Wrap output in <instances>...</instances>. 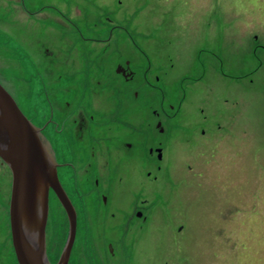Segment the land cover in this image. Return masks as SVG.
<instances>
[{
    "label": "rangeland",
    "instance_id": "374dc122",
    "mask_svg": "<svg viewBox=\"0 0 264 264\" xmlns=\"http://www.w3.org/2000/svg\"><path fill=\"white\" fill-rule=\"evenodd\" d=\"M44 2L49 5V12H56L61 7V0ZM77 5L83 12L74 16L65 18L47 12L43 18L33 20L17 19L16 10L0 4V81L32 120L38 112H49L52 108L60 110L81 103L86 105L89 99L87 96L82 98L80 90L65 89L69 82L65 77L93 72L106 82L116 77L113 67L121 59V51H116L124 49L123 41L127 42L129 37L144 47V52L154 63L155 72L147 74L152 82L155 74L168 71L170 65L159 66L154 56H161L165 50L196 54L202 47L208 49L206 57L201 58L208 62L207 70L197 66L194 72L190 71L193 76L205 72L207 75L202 81L193 85L186 84V80L182 81L185 85L174 84L178 78L174 73L170 75L172 82L168 86L162 89L157 85L161 91L151 86L140 92L137 101L132 100L134 94L131 92L126 97L124 105L160 102L166 96L174 108L167 110L168 136L167 133H152L144 123L146 117L137 112L136 119L142 122L137 125L141 143L138 155L142 159L148 158L147 150L151 146L166 142L167 156L163 163L166 167L151 183L142 178L140 167L132 164L136 171H129L124 182L115 181L108 191L110 211L116 213L109 220L114 229H110L108 236L107 228L102 230L104 224L100 223L95 227L99 233L95 237L99 243L105 239L107 245L112 236L116 250L113 263L244 264L239 256L249 254L250 243H256V248L250 250L257 259L254 256L250 259H253L252 264H264V209L260 223L254 217L248 222L247 215L243 216L249 198L253 201L248 209L254 216L259 213L253 195L263 184H259L261 179L257 178L254 183L246 180L245 186L242 180L260 170L264 172V0H90L91 17L85 11L86 3ZM116 24L126 30L119 26L111 29ZM160 35L167 37L156 39ZM93 38H111L109 44L120 42L118 47L110 49L108 62L100 63L102 70L99 73L94 65V46L99 51L103 44ZM170 39H173L172 43L168 42ZM46 50L53 54L46 56ZM134 58L137 60L136 55ZM141 63L147 66L143 60ZM143 78L141 75L139 84ZM79 88L83 90L82 85ZM58 91L63 95L56 94ZM208 96L212 97L206 98ZM180 98L183 104L178 110ZM204 98L208 103L203 102L205 112H202ZM92 103L99 106L98 94ZM106 106H116V101L106 98ZM203 136L211 139L210 154L204 149L208 141ZM97 137V131L91 134L84 128L76 134L72 148L71 139L58 144L61 158L69 163L63 166L66 169L63 168L61 177L67 184H75L74 179L85 184L87 204L81 208L82 217L93 214L106 219L103 196L94 201L91 195L99 189L88 177L82 176L83 165L95 161L89 157L80 161L76 155L81 144L86 146L85 151H93ZM217 142L219 153L215 150ZM210 156L215 161L205 162ZM259 156L263 159L257 163L254 160ZM190 165L195 167L194 171L200 169L204 174L188 173ZM68 170L76 177L71 178ZM137 178L139 181L132 184ZM11 181V173L1 165L0 264H19L10 229ZM211 182L217 184L214 186ZM102 192L107 193L100 191V194ZM134 203H139V207L143 205V212L150 215L146 221H140V226H132L124 239L126 228L116 223L126 220V215L136 205ZM52 206L48 227L52 249L49 247L48 250L56 261L66 240L67 220L58 210L57 202ZM95 207L98 213H95ZM239 210L243 223L235 218V212ZM249 224L252 227L247 229L245 226Z\"/></svg>",
    "mask_w": 264,
    "mask_h": 264
},
{
    "label": "flooded vegetation",
    "instance_id": "af4514ba",
    "mask_svg": "<svg viewBox=\"0 0 264 264\" xmlns=\"http://www.w3.org/2000/svg\"><path fill=\"white\" fill-rule=\"evenodd\" d=\"M79 3H86L87 10L85 11L89 13V16L91 17L90 0H61V7L58 8L56 12H49L47 10V7L49 5H47L44 0H0V4L5 5L8 9H12L13 11L16 10L15 15L18 16L17 19L32 18L33 20L43 18L42 15H45V13L47 12L51 15L58 14L57 16L65 18L74 16L79 12H83V9H81L77 5ZM116 26H119L126 30V28L118 24L112 26L111 29ZM161 37L167 36L160 35L156 39H160ZM129 38L127 39V42L123 41L124 49L121 50L118 48L116 51L117 53L118 50L121 51V54L119 53L121 59L118 62L116 61L115 67H113V72L116 77H111V80H107V82L106 80L102 79L100 75L96 74V72L82 75L71 74L65 77L69 80L68 86H66L65 89L67 91L80 90L81 93H83L82 98L84 96H87L89 99V102L86 105L81 103L76 107H72L71 109L63 107L60 110L57 108H52V111L49 112H38L37 117H35L33 120L25 114L31 120V122L38 128L39 136H41L44 146L48 149L50 157L55 160L59 180L61 181L66 193H68L72 204H74L75 206L77 215V231L75 235L76 239L71 248L72 251L68 260L69 264H114L112 256L113 254H116V250H114L113 248L114 243L112 241V236L111 238L109 237L110 241L107 243V245L105 239L101 240V242L99 243L98 237H95V235L99 234L98 231H96L95 227L100 223L104 224L102 226V230L107 228L108 236H110V229H114L113 224L110 227L109 220L112 217H115L116 213H114L112 210L110 211L108 202L110 194L108 193V191L110 192L111 187L114 185L115 181H118V183L124 182V177L129 173V171H136V168L132 167V164L139 166L141 169L142 178L150 181L151 183H154L155 180L159 178V172L163 171V167H166L165 165H163L167 156L166 142L164 145L163 143L158 142V144H154V146H151L147 150V155L149 156L148 158L143 157L142 159L140 158V155H138L141 143L137 137V130L139 129L137 125L138 123H140L141 125L142 122L138 121L136 117L137 112L139 111L142 117H146L145 119H143L144 123L149 126L150 131L152 133L155 132L159 135H165L167 133L168 136L170 131L168 130L169 120L167 118L169 114L167 113V110L168 108L173 109L174 105L169 104V99L166 96H163V99H160V102L148 101L147 103L124 105L126 103L125 101H127V95H129L130 92L133 93L134 98H132V100L137 101L140 99V92H144V90H146L145 88L149 90L152 86L151 88H155V90H160L157 86L159 85L163 89V87L168 86L172 82L170 75H174V73L175 78L178 77L174 81V84L178 82L182 85H185L183 83L185 82V80L187 82L186 84L188 85L196 84L197 81L203 79L204 76L207 75L205 72H203L199 76H193L192 73H190V71L194 72L197 66H199V68H204V70H207L208 62L201 60L202 56H204L203 58L206 57L205 53L208 49H206L205 47L200 48V50L196 52V54H181L179 52L171 53L168 50H165L166 53L161 52V56H154V61L155 63L159 64V66H161L162 64H170L167 67L168 71L163 72L162 74H155V81L152 82L149 78V75L147 74L155 72V69H153L154 63L152 62L151 58H149L147 53L144 52V47L141 48L139 46V43L135 41L134 38ZM93 39V41L98 42L99 44H103L99 51H97V47L94 46V65L96 66V71L99 73V71L102 70L100 63L104 64L108 62L107 58H109L110 49L113 46L118 47L120 45V42H117L115 44H109V39V42H112L111 38ZM129 40H131L132 43H130ZM172 41L173 39H170L168 42L172 43ZM52 54L53 53L50 50L45 51L46 56H50ZM133 55L137 56V60L134 58ZM141 60H143V63L147 65L146 67L143 66ZM168 60H170V62H168ZM179 61L181 62V64ZM33 64L35 66L36 62L33 61ZM105 70H107L106 67ZM141 75H144V78L139 84ZM189 75H191V77ZM53 78L54 77H51L50 79L54 80ZM80 85H82L83 90L79 88ZM56 94L63 95L61 91L56 92ZM97 94L99 100L98 107L95 106L96 104L93 105L92 103V99L97 98ZM209 97L212 96H208L206 98ZM106 98L114 99L116 101V106L104 107V102H106ZM187 98L188 97H186V99ZM178 100L180 101L178 110H181L183 99L180 98ZM203 102L208 103V101H206L204 98L201 103L202 108L200 110L202 112H205V109L203 108ZM126 106H128V109L126 108ZM137 107H141V109L138 110ZM203 118L207 119V116L204 115ZM84 128H87L91 134L97 131L98 137L96 139V144L93 145V151H91L90 153L85 151V145H79V147H77L76 149V155L80 161L85 160L86 157H89L92 162L93 160L95 161L94 164L90 162L87 166L83 165L82 176L84 178L88 177V180L93 183L94 187L99 189L97 190V192L91 195L94 201H98L100 196H103L106 219H101V217L103 216L98 217L93 214L88 218H86L85 216L82 217L81 208H85L87 204V192L85 191V184L75 179V184H67L62 181L61 177L63 168L66 169V167L63 166H67L69 163L61 158V151H59L58 144H62L71 139L70 147L72 148L76 143V134L83 131ZM167 136L165 137V139L167 138ZM203 137L208 141V144L204 149H207L206 152L210 154L208 148L209 141H211V139H208V136ZM219 145L220 144L218 142L215 144V150L218 153ZM213 156H215V153L213 154ZM204 161L212 163L215 161V159H211L210 156V159H205ZM123 163H125V166L123 165ZM1 165L7 167L8 171L11 173L13 181V172H11L9 165L2 161V159L0 158V166ZM194 168L195 167L193 165H190L188 173L194 171ZM77 172L78 170H76V173ZM68 174L71 178L72 176L76 177V174L71 171H69ZM193 174H198L200 176L204 174V172L200 171L199 169V172L194 171ZM138 181L139 178H137L136 181H133L131 183L133 184ZM202 183L203 181L201 178V182L199 185L201 186ZM210 184H214L215 186L217 183L211 182ZM69 187L73 188V190H70ZM100 191H106L107 193L102 192L100 194ZM49 193V204L51 205L48 214L49 218L52 217L51 215L53 213L52 203L57 202L59 204L58 210L63 215L65 221L67 220V229L65 236L66 240L61 249L62 251L59 253L60 259L64 251L63 249L67 246V242L69 239L68 237L71 229L70 219L69 215H67L66 208L60 202L54 190L50 189ZM134 204L136 205L134 209L128 212V214L126 215V220L123 222L116 223V225L126 228L123 233L124 239L127 238V233L130 232V228L132 226H140V221H146L148 216L150 215L145 214V212H143V205H140L139 207V203ZM94 209L96 211L95 213H98L97 207H95ZM49 218L46 225L45 235L46 251L49 262H51V264H57L59 259H57L56 261L53 260L52 256L50 255V251L48 250L51 245V242L49 240L51 234L49 235L48 228L50 226ZM127 220H129V222ZM83 229H85V232H83ZM82 238L84 240H82ZM97 244H99L98 247H96ZM256 246V243H250L249 254H243L239 256L240 260H242L244 264H252L253 259H250V256H254V259H257L255 254L252 253L250 250H253L254 248H256ZM13 248L15 252L14 243ZM51 249L52 247H50V250ZM128 249L129 247L127 248V250ZM15 253L18 263L17 252Z\"/></svg>",
    "mask_w": 264,
    "mask_h": 264
},
{
    "label": "water",
    "instance_id": "95a60500",
    "mask_svg": "<svg viewBox=\"0 0 264 264\" xmlns=\"http://www.w3.org/2000/svg\"><path fill=\"white\" fill-rule=\"evenodd\" d=\"M0 158L13 172L10 229L20 264H51L46 251L50 189L70 219L67 246L57 264H69L77 231L74 204L59 180L55 160L44 146L38 128L23 113L0 81Z\"/></svg>",
    "mask_w": 264,
    "mask_h": 264
},
{
    "label": "crops",
    "instance_id": "0c3cea01",
    "mask_svg": "<svg viewBox=\"0 0 264 264\" xmlns=\"http://www.w3.org/2000/svg\"><path fill=\"white\" fill-rule=\"evenodd\" d=\"M240 152H242V151H237V153H240ZM243 153L245 154L246 152L244 151ZM241 155H243V154H241ZM262 159H263V157L262 156H259V158L257 160H256V157H255V160L254 161L258 163V162H262ZM257 178L261 179L259 184H263L262 187L260 188V191L258 193H256V194L253 195V197L255 199V202L258 204V205H256V208H257V210H258L259 213L254 216L251 213V209H248V207L251 206V203L253 201V199L251 200V198H249L248 201L245 204L246 209L243 212V216L247 215L248 222H249V220H251L254 217L260 223L261 222V216L263 214V209H264V172L262 170H260L258 172V174H254L253 176L248 177L246 179H243L242 178V180L244 181L243 185L247 186L246 183H245L246 180H253V183H254V182H256L255 180ZM241 212H242L241 210L235 212V218L238 219V220H240L241 223H243L244 220H243V217H241ZM248 226H245V227L247 229H249V228L252 227V225H250L249 227Z\"/></svg>",
    "mask_w": 264,
    "mask_h": 264
}]
</instances>
